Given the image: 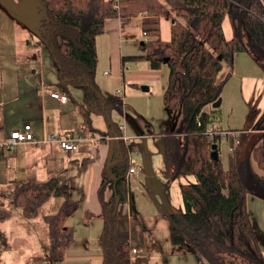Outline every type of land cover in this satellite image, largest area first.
Instances as JSON below:
<instances>
[{
  "label": "trees",
  "instance_id": "16d2710c",
  "mask_svg": "<svg viewBox=\"0 0 264 264\" xmlns=\"http://www.w3.org/2000/svg\"><path fill=\"white\" fill-rule=\"evenodd\" d=\"M40 14L37 33L39 40L51 52L57 72L56 84L69 92V86L79 88L88 115H103L116 134L118 125L111 121L113 109L121 111V99L103 95L96 86L97 37L105 30L110 18L130 21L135 15L150 14L144 19L143 30L150 37L142 42L145 52L123 56V62L149 61L155 69L166 64L169 68L167 86L163 92L165 109L179 108L183 119L180 131L165 135L163 153L165 165L174 175H195L196 183L180 186L181 212L166 214L170 221L173 244L186 243L198 253L199 264H264V253L258 233L250 219L247 197L264 200V134L250 155L238 159L231 156L225 168L219 158L211 156L215 143L207 130L214 119L205 108L222 95L218 76L224 64L234 63V56L248 50L243 38L247 36L253 50H264V7L261 0H36ZM114 5H117L116 8ZM162 18L172 20L170 38L161 37ZM230 19L233 37L227 39L223 23ZM254 46V47H253ZM167 60V61H165ZM140 127L151 124L137 120ZM212 123V124H211ZM263 128L264 117L256 125ZM217 128V127H216ZM218 129V128H217ZM218 131H221L218 129ZM118 146L120 156L103 171L98 197L100 214L89 212L88 217L104 221L100 244L103 264H130L129 235L118 227V208L128 201L126 174L130 169L129 152L141 148L140 142ZM231 145L233 140L231 138ZM218 151L220 143H217ZM12 205L19 207L25 218L40 215L51 198L59 199L55 212L44 215L49 251L35 256L36 264H57L64 259L74 231L68 218L80 203L70 195V185L52 175L45 181L14 182ZM111 190L113 197L106 200ZM119 200L118 206L116 201ZM10 210L0 207V221L10 218ZM0 247H8L0 231Z\"/></svg>",
  "mask_w": 264,
  "mask_h": 264
},
{
  "label": "crops",
  "instance_id": "0c3cea01",
  "mask_svg": "<svg viewBox=\"0 0 264 264\" xmlns=\"http://www.w3.org/2000/svg\"><path fill=\"white\" fill-rule=\"evenodd\" d=\"M147 16L151 17L150 14L140 13L127 22L122 21L120 17L110 18L106 22L104 32L97 37V50L100 54L106 53L111 69L115 72L114 77H111V79L114 78L115 82H111V92H103L102 86L98 87L97 83L96 86L102 94L114 96L119 85H123L125 91L124 105H126L125 98L127 99L131 95H140L143 92L144 94L152 92L163 94L166 88V80L162 78L163 66L155 69L149 61L143 60L145 63L130 67L129 75L124 72L126 62H123V56H127V54L123 53V41L125 38L138 40V37L143 35L144 19ZM172 23V20L168 18L161 20L160 34L164 40L168 41L170 38ZM223 28L226 38L231 39L233 29L229 18L224 20ZM148 38L150 39L149 36H147ZM142 42L141 45L143 46ZM7 50V45L2 43V39H0V142L8 136L9 132L23 127L26 123L32 125L37 138H43L52 132L62 130L73 131L82 135V139L78 143V150L74 152L63 150L57 143L53 142L42 146L24 143L19 145L14 152H0V207L11 212L10 218L0 221V231L6 240H10V244L7 240L8 247H0V264H35L32 263L33 257L46 256L49 251L47 229L43 217L55 212L59 202L51 204V199L42 207L38 217L27 219L24 217L21 208L14 207L11 197L9 199L4 197L2 191L12 186L14 182L45 181L54 175L69 183L71 197L80 203L79 209L84 216L83 219L90 223L98 216L90 218L87 216L89 212L97 215L103 211L98 197L103 171L120 154L118 143L114 139L116 133L107 129L108 127L102 119L103 115L96 113L88 115L86 105L82 103L81 90H75L72 88L73 86H69V92H67L63 86L56 84L55 81L48 82L44 75L35 76L33 73L36 70L32 72V69L27 67L24 61L18 62L7 59L8 56L5 54ZM242 51L247 52L248 50ZM250 56L251 59L249 60L253 65L260 66L262 64L257 58L254 59L252 55ZM232 65L225 63L218 76V81L222 82L224 91L231 87L234 88L237 83H240V91L249 104L254 97L264 95L262 69L261 71L257 70L255 74L250 62H247L250 67L245 69L243 66L239 67V64L235 68L234 63ZM105 72L108 71L105 70L104 74ZM236 77H239V80ZM259 83L260 87L258 88ZM143 86H147L148 89L144 90ZM47 89L66 96V99L52 96L46 91ZM224 95L222 93L221 103ZM79 96L80 101L77 98ZM262 101V107L257 112L252 109V106L250 107L248 127L235 129L244 131L243 137H247L254 130H257L259 135L261 134L255 139L257 141H253L249 155L264 134V126L263 128L256 126L264 117V99ZM214 108L216 107L213 104L205 108L209 117H211ZM252 113H254V118L250 120ZM127 117L128 114H126V119ZM181 120L182 124L176 125L175 129L172 130H182L184 126L182 114ZM126 134L130 138L132 137L135 142L151 136L149 133L130 134L127 124ZM240 144L233 150L237 151ZM146 168L144 167L145 173H142L144 175H141L138 181L145 176L148 177L149 168ZM129 184L128 201L118 208V227L128 232L130 245L138 251L135 256H131L130 264H193L190 255H196L197 258L194 257V261L199 264L198 253L194 248L183 242L176 245L171 241L170 221L166 214L175 211H172L167 203L161 207L157 205L155 213L151 214L140 213L136 207L133 209ZM105 197L106 200H111L112 191L107 190ZM140 214H143V217H140ZM11 240L18 242L21 245L20 248L15 250L11 245ZM30 240L38 244H33ZM86 242L88 241L86 240ZM171 259L173 260L169 261Z\"/></svg>",
  "mask_w": 264,
  "mask_h": 264
},
{
  "label": "rangeland",
  "instance_id": "374dc122",
  "mask_svg": "<svg viewBox=\"0 0 264 264\" xmlns=\"http://www.w3.org/2000/svg\"><path fill=\"white\" fill-rule=\"evenodd\" d=\"M36 6V0H0V39H2V43L7 45L8 50L5 52L8 56L7 59L18 62L24 61L27 64V67L32 69V72L36 70V72L33 73L35 76L39 77L44 75L45 79H48V82H57V72L54 67L51 52L45 44L40 42L39 34L37 33L40 14L36 12ZM146 40L147 36L144 37L142 34L138 37V40L125 38L123 41V53L127 54V56H131L145 52V48L141 45V42ZM243 41L246 45H249V49L247 52L240 51L235 54L234 68L237 67L238 64L239 67L243 66L244 69L246 67L249 68L250 66L247 65V62H250L255 74L257 73V70L261 71L262 69L261 75L264 81V50H258L254 46L255 50H253L251 44H249L247 36L243 38ZM97 55L96 83L98 87L102 86L103 92H111V82H115L114 78L111 79V77H114L115 72L111 69V65L109 64L105 52L100 54L97 50ZM250 55H252V58L254 59L257 58L262 64L260 66L253 65L249 60L251 59ZM142 63H145L142 59L140 61H127L124 65V72L129 75L128 71L131 70V66H135V64L138 66ZM162 66V78L166 80V87L169 78V68L166 64H163ZM105 70L108 72L110 71V76L104 74ZM236 78L239 80V77ZM121 87H123V85H119L118 88ZM259 87L260 83L258 84V88ZM72 88L80 90L76 87ZM139 90L141 91V89ZM222 93L225 95L222 97L223 101L221 105L214 108L212 110L213 113H211V117L214 119L212 123H217L219 126L217 124L213 125L220 130L247 128L250 122V107L252 106V109L257 112L258 109L262 107L264 95L254 97L249 104L248 101L243 98L242 91H240V83H237L236 87H231L226 91H224V86H222ZM77 98L80 101V96ZM125 104L124 111L128 114L126 124L129 133L150 134V129H142L137 120H143L150 123L151 131L154 133L146 139L137 141L142 144V147L135 148L128 154L130 162L140 164L141 166L143 165V170L135 174L129 182L133 209L136 207L139 209L140 213L151 214L155 213L157 205H160L161 207L167 203L172 211L181 212L183 205L180 189L181 184L183 182H185V184L196 183L199 179L195 175H174L172 169L168 170L165 165L164 154H162L164 136L166 133L174 131L172 129H175L176 125L182 124L179 108L173 109L171 112L172 115L170 116L164 106L163 94H157L156 92L147 94H144L143 92L140 95H131L127 99L125 98ZM253 118L254 113L250 116V120ZM102 119L106 127H108L107 129L111 130L104 116H102ZM123 120V107L121 111L113 109L111 112V121L114 126L122 123ZM260 135L257 130H254L248 136L245 135L247 137L241 136L244 139H242V143L237 148V151L233 150L231 138L229 136L220 138L219 153L224 167H229L231 156L236 155L240 161L247 158L253 141H257L255 139L260 137ZM119 141L120 140H118V142ZM120 144L121 143L119 142L118 146ZM144 167L149 168L148 177L145 176L138 181L139 177L144 175L142 173H145ZM168 181L170 182L168 183ZM155 187L161 189L156 190ZM14 192L15 184L4 189L2 194L8 199L11 197L13 200ZM51 199V204L59 202V199L56 197ZM246 205L250 219L258 233L259 243L264 253V200L253 195H248ZM46 208L48 209V207H45V209ZM143 214H140V217H143ZM83 218L84 216L80 209L68 218L67 224L69 223L72 227L74 237L70 246L66 250L64 259L57 264H103V249L100 244V235L102 234L104 221L101 217H97L89 223ZM86 240L88 242H86ZM11 241V245H13L15 250L20 248L21 245L18 242ZM30 241L33 244H38L35 241ZM8 243L10 244V240H8ZM132 249L131 246L129 252L130 259L132 255L135 256V254L132 253ZM190 257L192 258L193 264L194 262L195 264H198L197 261H194V257L197 258L196 255H190ZM172 260L173 259L169 261ZM234 260L235 264H241L240 259ZM32 263L35 262L32 261ZM36 263H41V261H36Z\"/></svg>",
  "mask_w": 264,
  "mask_h": 264
},
{
  "label": "built area",
  "instance_id": "2783aa9c",
  "mask_svg": "<svg viewBox=\"0 0 264 264\" xmlns=\"http://www.w3.org/2000/svg\"><path fill=\"white\" fill-rule=\"evenodd\" d=\"M263 7H264V0H261ZM116 8H118L117 5H114ZM264 19V17H263ZM143 32V36H148L146 32ZM105 75H109V72H105ZM48 93H50L54 97H58L60 99L65 100L66 96L60 95L58 92H55L51 89L46 90ZM124 87L118 88L116 92V96L121 99L122 107H123V115L124 120L122 123L118 124L119 132L114 136V139L116 140H122L125 144H129L133 141V138L128 136L126 134V113L124 111ZM207 134L210 140L214 141L215 143H218L220 141V138L229 136L233 140L232 148H235L237 145H239L242 141V137L244 134V131L240 130H221L218 131L216 126H213L207 130ZM82 139V135L76 134L73 131H60V132H52L43 138H37L32 125L30 123L24 124L23 127L17 128L9 132L8 136L0 142V152L7 151V152H14L19 145L24 143H33L38 146H42L48 143H57L63 150H66L68 152H74L78 150V143ZM130 169H128V172L126 174L127 181L129 182L135 174L139 173L142 170V167L140 165L134 164L131 162ZM133 254H137L138 251L136 248L132 249ZM134 256V255H132Z\"/></svg>",
  "mask_w": 264,
  "mask_h": 264
},
{
  "label": "water",
  "instance_id": "95a60500",
  "mask_svg": "<svg viewBox=\"0 0 264 264\" xmlns=\"http://www.w3.org/2000/svg\"><path fill=\"white\" fill-rule=\"evenodd\" d=\"M165 61H167V60H165ZM143 89H144V90H147L148 88H147V86H143ZM220 104H221V99H218L216 102L213 103V106H214V107H217V106H219ZM116 142L119 143L118 140H116ZM212 151H213V152L211 153L212 158L215 159V160H217V159L219 158V151H218L217 143H214V144L212 145ZM118 204H119V200L117 199V201H116V206H118Z\"/></svg>",
  "mask_w": 264,
  "mask_h": 264
}]
</instances>
